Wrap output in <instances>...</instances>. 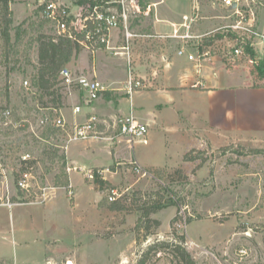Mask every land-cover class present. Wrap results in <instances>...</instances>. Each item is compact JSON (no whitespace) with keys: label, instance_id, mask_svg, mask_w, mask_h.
Listing matches in <instances>:
<instances>
[{"label":"rangeland","instance_id":"obj_1","mask_svg":"<svg viewBox=\"0 0 264 264\" xmlns=\"http://www.w3.org/2000/svg\"><path fill=\"white\" fill-rule=\"evenodd\" d=\"M47 1L12 0L14 28H27L31 24L35 34L44 26L46 32L60 34L46 17ZM58 1L67 6L73 16L79 17L77 4L71 0ZM153 1L145 2L158 4ZM201 1L206 15L200 25L202 30H215L231 21L220 0ZM188 5L187 0H165L160 8L180 14ZM244 8L256 29L264 32V0L248 1ZM153 18L158 19L155 12L149 17L132 19L130 31L144 33L142 29L151 28ZM12 34L14 36L15 32ZM154 42L142 38L131 41L132 72L144 86L130 98L121 83L122 86H118L123 87L121 96L114 92L109 95V99L119 104V111L105 115L111 119L134 110L133 114L149 125L146 141L138 142L134 150L121 144L115 157L116 144L110 141L90 139L69 144L68 153L88 170L94 167H103L105 171L112 169L105 174V180L111 183L105 190L98 189L94 180L83 174H69L67 168L73 164L68 160V153L60 150L58 155H65V172L74 186L71 185L70 190L74 188L75 195L70 197V190L55 185V177L60 172L59 160L52 164L44 153L49 144L63 145L66 136L61 133L37 142L28 131H6L2 116L8 96L9 108L17 109L16 119L19 117V120L27 118L37 122L49 116L51 120L62 117L78 123L89 112V107L82 99L83 112L74 114L65 103L69 94H64L65 108L58 115L40 109L31 81L36 51H31L28 59L21 58L20 64L13 61L6 64L1 55L0 33V149L3 158L10 169L21 154L30 153L38 164L36 176L41 189L56 188L45 204L0 206L1 263L45 264L46 258L52 256L58 264H65L67 260L74 264H111L110 261L123 251L114 264L124 261L127 264H176L171 248L156 253L150 250V246L169 242L182 245L197 264H217L208 259L203 250L215 253L222 264H264V91L233 88L216 97L215 104L209 97H201L191 98L188 105L181 106L180 96L166 91L153 92L148 77H144L152 67L157 68L159 74L164 73L162 56H168V52H157L162 41L156 42L157 45ZM212 47L220 66L227 70L238 65L244 67L252 73L255 88L264 86V78L258 70L264 65V44L248 47L252 53L236 59V63L228 60L231 48L226 41H218ZM155 48L156 52L152 51ZM100 51L116 57L114 50ZM133 53L141 55L140 59L134 61ZM138 64L143 66L142 73L134 70V67L138 69ZM131 67L125 63L118 66L115 71L118 83L127 81ZM174 98L176 104L167 105ZM99 102L107 106L103 95ZM159 104L163 106L157 107ZM89 146L93 149L88 150ZM84 148L86 152L81 154ZM134 157L154 170L163 184L135 174L129 163ZM117 162L122 164L117 166ZM9 180L14 187L16 178ZM113 189L123 194L116 200L124 206L121 210H111L110 205L101 206L104 199L113 203L109 201ZM13 194L15 199L20 196L16 188ZM157 194L174 205L151 215V220H157L160 225L151 223L149 217L140 222L144 212L140 210L139 199H158ZM181 236L185 237L184 241L179 238ZM146 251L151 252L142 263Z\"/></svg>","mask_w":264,"mask_h":264},{"label":"built area","instance_id":"obj_2","mask_svg":"<svg viewBox=\"0 0 264 264\" xmlns=\"http://www.w3.org/2000/svg\"><path fill=\"white\" fill-rule=\"evenodd\" d=\"M145 1L90 0L87 5H77L80 7L79 17L77 18L73 16L69 8L63 3L58 0H49L45 3V14L59 29L60 34L69 32L70 36H72L71 33L73 31L81 32L86 28H95L94 32L87 31L86 39L80 41V44L93 54L99 50L96 48L99 44H106V47H109L110 34L114 29L124 28V54H126L130 67L132 62L130 44L136 38L151 39L155 40V42H177L180 44L177 48V55L187 58L190 62H195L198 66H201L203 61L214 56L212 45H215L218 41L224 40L230 45L231 49L228 60L232 62H235L238 58L248 57V47L264 44V32L256 29L252 19L244 8V3L254 0H220L223 8L228 11V18L231 21L215 30L206 31L200 28L201 22L205 20L206 15L203 14L202 1L192 0V9L188 14L182 16V21L179 23H169L171 28H173L171 34L133 33L129 29L132 19L142 16L149 17L152 14L154 15V12L156 16L158 4H146ZM74 19H76V23L78 24L75 23ZM217 34L222 35V39L214 40ZM210 41L212 43L207 45ZM60 80L68 94L76 90L86 92V96H84L86 103L98 100L104 92L108 91V88L102 82L95 78H89L86 75L76 74L68 66L60 72ZM25 85L28 86L29 82L26 81ZM143 86V81L134 76L131 67L125 84L129 97L132 98L134 92L143 88ZM54 112L58 114L57 110H54ZM73 112L79 115L82 113V108L77 106ZM3 117L2 126L4 128L11 127V129L28 131L32 138L35 136L40 142L43 140L41 134L49 126L60 129L66 136L65 143L63 145L54 144L53 146L60 148L63 153L68 152L70 143L90 139L110 141L113 144L125 143L130 150H134L138 142L146 141V135L149 131V125L138 119L133 112L111 119L93 114L86 118L83 124L76 125H69L62 117L51 120L49 116L40 118L37 122L27 118L16 121L10 109L4 112ZM8 165L5 163V158H3L0 149V206L11 208L13 205H41L51 199L56 188L44 187L41 189V183H39L36 176L38 164L35 157H32L30 153L25 152L21 154L10 169ZM130 165L134 173L141 178L163 184L154 170L141 165L135 157L130 162ZM67 171L69 174L78 172L93 180L95 177L94 170L91 171L81 166L69 165ZM108 171L99 170L98 173L104 176V173ZM12 177L16 178L14 187L9 180ZM13 188H16L20 194L16 199L13 194ZM69 194L71 195L70 197H73L75 195L74 190H70ZM122 195L118 189H113L110 191L109 201L114 202L120 199ZM203 251L208 259L217 264H222L215 253L209 250ZM127 263V261L123 262V264ZM0 264H3V262H0ZM45 264L58 263L50 258ZM65 264L74 263L67 260Z\"/></svg>","mask_w":264,"mask_h":264},{"label":"crops","instance_id":"obj_3","mask_svg":"<svg viewBox=\"0 0 264 264\" xmlns=\"http://www.w3.org/2000/svg\"><path fill=\"white\" fill-rule=\"evenodd\" d=\"M153 2L158 3L157 11H156V16L158 17V19L156 20L155 18H153V22L150 23L151 28L142 29V32L144 33L152 34L155 32L159 34H171L173 28H171V25L169 23L181 22L182 16L185 14H188L190 11V7L192 6V0H187L189 4L187 6V9L180 14H176V13L170 12L166 8H163L161 10L160 7L165 2V0H154ZM215 4L216 3H213V5ZM161 43L164 45L159 44L158 46L159 50L157 52H161V53L168 52V56L166 55L162 56L163 62H164V65H163L164 73L159 74L157 68L152 67L151 72L146 74V76L144 77H148L147 82L150 83V90H152L153 92L156 93V92L166 91L167 93H172V94L180 96L181 106L183 104L188 105L190 103L191 98H201V97H204V98L209 97V99L213 100L212 104H215L216 97H221L222 93H225L227 90H231L233 88L243 89L245 87L249 91H255V90L264 91V86L259 87V88L254 87L252 83L254 77L252 73L250 74L247 69H244V67H240L238 65L233 70H227L223 67V65L220 66V64L216 62L215 56L203 61L202 65L198 66L196 65L195 62H190L187 58L179 57L177 55V48L180 46V44H178L177 42L162 41ZM154 44H156V42H154ZM124 47H125V41H124L123 30L121 28L114 29L110 34L109 47H106L100 50L105 51V52L107 51V49L110 51L114 50L116 53L115 58L112 56H109V53L106 54L104 52H101L100 50H98L95 54H93L88 49L85 48L82 50L80 55L77 58H74L72 62L68 65V66L73 67L72 69L70 67L69 68L74 73L80 74V75H86L90 78H95L98 81L102 82L108 88V91H107L108 94L104 102L106 103L107 106L103 104L99 105L100 103L99 100H101V97L96 101L88 102V103H86V101L84 100L85 105L89 107V112L83 115V117L81 118V121L78 123L72 122L66 119L65 121L69 125L83 124L86 121V118H88L90 115H93V114H97L101 117H105L107 112L118 113L119 104L109 99V95L114 92V93H119V95L121 96V93L124 92L123 87H118V86H122L121 83L125 85L126 80L123 82L120 81L118 83L115 78L116 76L115 71L117 70L118 66L121 65V63H125L128 65L126 54H124L125 53ZM152 51L156 52V48ZM139 57H141V55L137 56V54L135 55V53H133L134 61ZM152 57H154L155 60H157V58L154 55H151V58ZM137 67L138 69L134 67V70L137 71L138 73H142L143 66L138 64ZM141 77L143 78V76ZM143 79L146 80V78H143ZM124 93L128 96L127 92H124ZM82 99H84L83 92L73 91L71 94H69L65 103L67 106H69L70 109L74 110L75 107L80 106V104H82ZM176 100H177L176 98L169 100L167 105L169 104L175 105ZM161 106L163 105L159 104L157 107L160 108ZM131 112L134 113V110ZM142 122L147 124V122L144 120ZM120 146L121 144H116L114 153H113L114 157H115V152L119 149ZM89 149H93V148L89 146L88 150ZM83 151L86 152V148H84V150L83 149L81 150V154ZM67 157H68L69 162L72 163L73 165L86 168L85 165L79 164L78 159L74 158L69 153ZM121 164L122 163L117 162L116 165L119 166ZM94 168L104 169L103 167H94ZM151 168H155V167H151ZM108 169H106V171ZM105 174L106 173H104V176ZM104 178L107 179L106 176ZM122 254H123V251L119 253V255L114 259L113 262L110 261L111 264H114L115 260L116 259L118 260ZM50 258L53 259L52 256H49L46 258V260Z\"/></svg>","mask_w":264,"mask_h":264},{"label":"trees","instance_id":"obj_4","mask_svg":"<svg viewBox=\"0 0 264 264\" xmlns=\"http://www.w3.org/2000/svg\"><path fill=\"white\" fill-rule=\"evenodd\" d=\"M12 0H0V33L2 38V52L1 55L6 62L9 64L13 61L15 64L22 63L21 58L28 59L31 55V51H36L37 58L36 64L33 68L31 74L32 87L36 90L35 96L37 97V103L40 109L53 111L57 110L58 113L61 109L65 108L64 94H68L66 89L62 86L60 80V72L62 69L67 67L74 58H77L85 47L80 44L81 40L86 39V32H94L95 28H86L81 32L73 31L70 36L69 32L65 34H53V32H46L44 27L38 28L37 34L33 32L35 28H32L30 25L27 28H14L13 19L14 14L10 9V3ZM77 5H87L90 0H71ZM45 24V23H44ZM52 31L53 29L50 28ZM15 32L13 36L12 32ZM222 35L217 34L214 40L222 39ZM28 40H25L27 39ZM211 41L207 43L209 45ZM97 49L106 48V44H99L96 46ZM248 53H252L251 49L247 48ZM259 74L264 78V65L258 68ZM108 92H104L103 96L106 98ZM9 97V96H8ZM7 97L8 104L7 109H10V99ZM12 110L13 117L16 119L17 109ZM58 115V114H57ZM3 117V116H2ZM20 118L18 117L16 121ZM4 121V117L2 118ZM3 123V122H2ZM6 129V128H5ZM11 127L7 128L6 131H10ZM9 133V132H8ZM62 131L54 126H49L41 134V138L46 140L49 137H56V135L61 134ZM63 134V133H62ZM33 139L37 142H40L35 136ZM41 140V141H43ZM44 153L46 154L50 163L54 164L56 160H59V174L55 177V185L59 188H66L67 191L70 190V178L65 172L66 167V157L64 154L58 155L60 148H56L53 144H49ZM54 147V148H53ZM104 171V169H94L95 177L94 184L100 190H105L106 188L111 187V183L105 180L98 171ZM112 170V169H110ZM159 195V194H157ZM160 196V195H159ZM159 199V200H158ZM150 197L146 201L139 199L140 210H143L144 216L140 220L142 222L144 218L149 217L151 220V215L156 214L164 208L171 207L174 204L170 201L164 200L163 196L159 198ZM120 201L108 203L107 199H104L101 206L110 205L111 210H121L123 205ZM108 207V206H107ZM148 220V221H149ZM151 223L155 222L157 225H160V222L157 220H151ZM146 237L149 234H145ZM182 241L185 240L184 236L179 237ZM171 248L174 260L173 263L176 264H197L192 255L180 244H170L169 242H161L156 246H150V250L157 251L165 250ZM151 251L144 252L142 263L145 262V259L148 257ZM175 261V262H174Z\"/></svg>","mask_w":264,"mask_h":264}]
</instances>
